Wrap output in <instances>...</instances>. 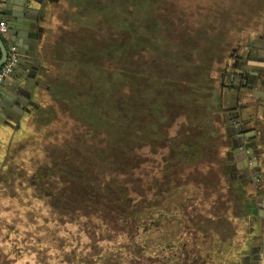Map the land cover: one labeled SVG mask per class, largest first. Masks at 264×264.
Returning a JSON list of instances; mask_svg holds the SVG:
<instances>
[{
	"label": "rangeland",
	"instance_id": "rangeland-1",
	"mask_svg": "<svg viewBox=\"0 0 264 264\" xmlns=\"http://www.w3.org/2000/svg\"><path fill=\"white\" fill-rule=\"evenodd\" d=\"M263 11L264 0H55L33 101L0 137V264H85V254L98 264L96 246L119 239L96 214L100 228L89 238L91 222L53 217L51 200L66 197V170L95 173L99 155L129 174L130 197L149 203L145 264L211 242L227 249L244 214L222 172L230 161L221 69Z\"/></svg>",
	"mask_w": 264,
	"mask_h": 264
},
{
	"label": "crops",
	"instance_id": "crops-1",
	"mask_svg": "<svg viewBox=\"0 0 264 264\" xmlns=\"http://www.w3.org/2000/svg\"><path fill=\"white\" fill-rule=\"evenodd\" d=\"M54 1H3L1 12L7 27L8 21L18 19L17 15L21 14L23 10H36L33 16L36 17L37 22L32 24L31 27L33 28L37 44L29 46V51H27L31 55L36 52L35 58L27 55L22 57L19 54V48L11 40L12 36L15 35L14 31L7 29L6 32L1 33L7 48L11 49L14 46L18 50V61L12 74L0 86V110L3 108L1 105L5 102H10V99L11 101L17 100L21 92L27 96V99L24 105H15L9 116L0 118V137L8 133L10 128L15 127L33 101V95L37 89L39 71L43 68L41 55L43 36L50 21V9ZM21 58L25 59L22 61L23 63L28 59L31 60V58L39 63L32 87L28 85L27 73L29 70L20 66ZM253 85L251 92L239 98V100L236 99L237 95L233 92L225 91L223 93L226 115L223 114L225 123L222 126L224 128L223 133L226 135L225 139H227V148L225 150L229 153L227 158L230 161L226 166H228V173L229 176L231 175L232 185H234H230L231 192H234L232 194H237L243 198L241 205L243 211L241 214H244V217L242 215L238 219V223L236 222L237 228H234V232L226 234L228 236L227 240L230 242L227 249L217 248V245L212 242V252L207 257V264H217L215 263L216 257L221 254L225 255L227 259L226 263L223 264H264V82L262 78H257L253 81ZM13 88H17L18 92L13 91ZM236 101L238 102L236 103ZM243 103L245 104L244 106H242ZM235 121L239 123L234 124ZM256 162L257 165L260 164L261 172L259 173H253L250 168V164H255ZM236 185L238 188L233 189ZM236 201L235 206H238V198ZM238 224L240 227H238ZM198 234L201 237L202 235L209 236L208 239H213L219 235L215 231L202 233L201 230L198 231ZM227 242L225 241V243ZM234 242H239L238 246L235 249H229ZM202 257L205 258L204 262L206 263V255H202Z\"/></svg>",
	"mask_w": 264,
	"mask_h": 264
},
{
	"label": "trees",
	"instance_id": "trees-1",
	"mask_svg": "<svg viewBox=\"0 0 264 264\" xmlns=\"http://www.w3.org/2000/svg\"><path fill=\"white\" fill-rule=\"evenodd\" d=\"M192 147L193 146H191V148ZM196 149L198 150V145ZM124 153L126 155L127 151H124ZM98 157L99 159L97 160V165L99 169L95 173H93V171H90L89 168H86L89 166H86L84 168L82 164L80 165L82 171L80 170L79 176L73 174V170H66L68 172V179L70 180V182H68L70 183V185L66 187L68 189V192L67 194H65L66 197H62L61 193L54 195V198L51 200V205L53 204L52 207H54L51 212L52 216L63 218L65 214L68 213L67 215L71 216L69 220H73V218L75 217L80 219L81 222H87L88 220V222L91 223H89V225H85L88 224L87 222L84 223V225L86 234L89 238H91L92 235H96L98 228H100L99 224H92L97 223L94 218L91 217L96 214V216L101 221H104L101 223L107 225L102 227H107L111 231H113L110 234L106 232L105 233L109 236H114L119 239L117 240L116 244H112L110 247L107 248L101 246L102 244H99L101 248L99 247V245L96 246L99 251L102 250L99 255H94L95 257H97V263L145 264L144 259L147 255L149 241L145 238L144 234L147 232L149 227V223L147 221V205L149 203H145L144 197L138 199L130 197V194L127 189L129 181V174L127 172L117 174L116 168H111L112 166H114V163L111 162L107 156L99 155ZM122 158H124L123 155L119 158L120 162L122 161ZM55 163H57L56 159ZM65 165L67 166L68 162H65ZM104 167H107L109 169H104ZM92 177L94 179L93 182H91ZM73 183L76 185L74 186ZM77 186L80 187L79 195H75L74 193V188H77ZM172 191L173 188L170 186L167 190V193H171ZM236 196L238 198L237 204L242 207L241 205L243 203V198L241 196H238L237 194ZM60 201L63 202L59 203ZM112 202H118V204H116L115 206V211L112 213V217H103L104 213L107 211V209H109ZM157 212L158 211L155 210L153 215H151L156 216ZM196 214L199 217H189L191 218V223H193L194 225L200 224L199 221L194 220L195 217H198L199 219L204 218L201 214ZM81 217H83L84 219L82 220ZM207 217H209L211 221L213 217L215 218V216ZM55 220L57 221V219ZM156 221V218L151 220L152 224H155ZM195 231L198 232L197 228L195 229ZM100 232L103 231L100 230ZM99 239L101 238H99L98 236L97 240ZM91 247L93 248L92 245ZM212 247L213 243L212 246L208 247L207 249H211ZM199 251V254H201V256L206 254V249H200ZM193 252L194 251L191 252L185 249L183 251V254L182 252L179 254L177 252H171V254L169 255L162 254L158 257L154 256L157 260L155 264H176L177 262L178 264H190L188 262V259L191 257ZM93 254H98V252ZM70 255L66 253L68 259H71ZM181 255H184V257L181 258ZM88 258L89 255L85 254L81 261L83 260L85 264H90ZM92 264H95V262Z\"/></svg>",
	"mask_w": 264,
	"mask_h": 264
},
{
	"label": "flooded vegetation",
	"instance_id": "flooded-vegetation-1",
	"mask_svg": "<svg viewBox=\"0 0 264 264\" xmlns=\"http://www.w3.org/2000/svg\"><path fill=\"white\" fill-rule=\"evenodd\" d=\"M264 11L261 14L263 21L255 32V35L248 38L245 44L239 43L230 50L229 57L224 62L221 69V85L225 91L233 92L237 95L236 99L243 97L253 89V81L262 78L264 82ZM238 101H236L237 103ZM245 104L243 103L242 106ZM262 106V105H261ZM237 122V121H235ZM234 124H238L239 122ZM239 134V133H238ZM264 165V159H263ZM257 162L250 164L253 173L261 172ZM224 173L229 172L228 166H225ZM229 175V173H228ZM230 180V176L227 177ZM232 179V178H231ZM232 182V181H231ZM235 184V183H234ZM234 186V185H232ZM229 187V186H228ZM237 189L236 185L233 189ZM245 201V200H244ZM248 201V199H247ZM206 263L200 251L194 250V253L188 259L190 264H207V257L210 256L212 249H206ZM200 257V258H199Z\"/></svg>",
	"mask_w": 264,
	"mask_h": 264
},
{
	"label": "water",
	"instance_id": "water-1",
	"mask_svg": "<svg viewBox=\"0 0 264 264\" xmlns=\"http://www.w3.org/2000/svg\"><path fill=\"white\" fill-rule=\"evenodd\" d=\"M36 10L31 9H25L21 14H18V19L9 20L8 21V27L7 29H11L14 31L15 35L12 36V42L14 45H16L19 48V54L23 57L25 55L32 56V58L36 57V52H33V54H29L27 51H29V46L36 45L37 40L34 37L33 28L31 27L32 24H35L37 22L36 17L33 16ZM18 21V24H17ZM16 30V32H15ZM0 51H1V57H0V68L5 63V61L8 58L9 49L5 45L1 34H0ZM26 60L25 63L22 61L25 60L24 58L21 60L20 66H23L29 70L28 74V85L33 86V83L35 82V78L37 75L39 63L37 60ZM17 88H13V91H17ZM18 92V91H17ZM27 96L21 92L20 96H18V99L10 102H5L3 105L2 110H0V118H4L6 116H9L12 112L13 107L15 105L21 106L26 103ZM262 209V208H260ZM263 250V249H262Z\"/></svg>",
	"mask_w": 264,
	"mask_h": 264
},
{
	"label": "built area",
	"instance_id": "built-area-1",
	"mask_svg": "<svg viewBox=\"0 0 264 264\" xmlns=\"http://www.w3.org/2000/svg\"><path fill=\"white\" fill-rule=\"evenodd\" d=\"M4 0H0V34L7 31L6 22L2 17V5ZM1 57V51H0ZM18 61V50L13 46L9 49L8 58L0 68V86L3 84L5 79L9 77L14 71L15 65Z\"/></svg>",
	"mask_w": 264,
	"mask_h": 264
}]
</instances>
